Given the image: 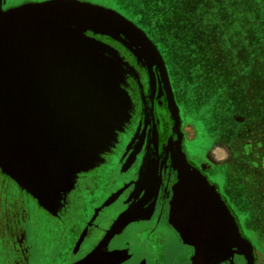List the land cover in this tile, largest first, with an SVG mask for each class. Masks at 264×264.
Segmentation results:
<instances>
[{
  "label": "water",
  "instance_id": "1",
  "mask_svg": "<svg viewBox=\"0 0 264 264\" xmlns=\"http://www.w3.org/2000/svg\"><path fill=\"white\" fill-rule=\"evenodd\" d=\"M86 32L122 44L148 70L152 84L155 67L169 89L158 50L114 10L74 0L28 2L5 13L0 9L2 171L23 167L20 172L35 173L49 166L63 171L69 161H83L90 151L107 150L115 141L129 109L126 92L119 87V58ZM16 69L18 73H11ZM168 103L178 173L173 222L192 244L208 251L222 248L226 237L231 243L239 236L237 225L217 192L188 165L180 150L172 93ZM14 163L18 166L12 167Z\"/></svg>",
  "mask_w": 264,
  "mask_h": 264
},
{
  "label": "flooded vegetation",
  "instance_id": "2",
  "mask_svg": "<svg viewBox=\"0 0 264 264\" xmlns=\"http://www.w3.org/2000/svg\"><path fill=\"white\" fill-rule=\"evenodd\" d=\"M2 5V9L10 8L7 0ZM95 38L113 46L122 59L125 79L122 88L131 106L129 120L117 143L103 156L102 164L78 176L67 205L52 218L34 201L22 197L14 182L0 172V264L49 262L66 246L59 233L67 222L83 227L90 223L88 243L79 249L76 259L71 261L73 264H264V251L258 254L254 244L257 240L264 242V209L249 203L246 189L249 179L241 175L244 171L223 173L207 161L186 155L187 162L198 168L200 176L216 186L239 230L240 236H235L231 243L225 238L220 251H205L200 246L196 253L167 226L177 179L173 168L176 142L173 143L175 134L168 103L170 93L176 103L174 89L171 84L168 89L161 81L155 67L152 84L148 70L128 51L106 37ZM181 144L185 149L184 135ZM133 190L132 214L147 216L152 211V215L149 220L129 224L120 236L113 237L109 249L116 251L106 253L97 240L116 213L111 217L102 210L92 221V210L97 206L94 203L99 196L102 201L111 195L115 198L113 207L126 209L123 200Z\"/></svg>",
  "mask_w": 264,
  "mask_h": 264
},
{
  "label": "rangeland",
  "instance_id": "3",
  "mask_svg": "<svg viewBox=\"0 0 264 264\" xmlns=\"http://www.w3.org/2000/svg\"><path fill=\"white\" fill-rule=\"evenodd\" d=\"M44 1L47 0H7V6L11 7L12 4L40 3ZM74 1L90 3L114 10L122 17L133 22L144 32L158 50L166 68L169 88L171 84L176 95L175 104L179 115L181 141L183 135L185 136V149L180 144V150L184 153L185 158L186 155H189L194 159L207 161L213 167L219 169L216 171H222L223 173L244 171V174L242 173L241 175L247 176L249 179L248 187L246 188L249 203H254L255 206H262V209H264V128L262 127V90L260 89L262 85H254L255 88L260 89L261 94L253 97L250 93L251 83H248L244 79L239 81L236 78L232 86L231 84L228 85L230 88L228 93L218 95L217 93L219 92L216 91L220 88L217 85L218 79L214 75L215 70L213 71L212 68H209L212 64L207 65L202 64L201 61L198 62L199 55L194 54L199 53L194 51L195 43L191 40L194 36L191 35L187 39H182L184 44L182 42L180 44L167 43L161 22L163 17L161 14L163 13L160 9L164 8L162 6L159 8L155 6L150 11L156 18H159L153 20L148 14L138 13V18H136L135 12L127 13L126 10L119 8L118 5L122 4V0H115L114 5L111 4V0ZM202 1L206 5H212L213 7L202 12L201 17L203 18L206 12H209L212 16L215 15L217 12L215 2L211 0ZM223 2L227 1L224 0ZM190 3L181 4L177 8L182 13H186V8ZM143 12L145 13V11ZM242 13L246 14L247 10H242ZM202 18H193V21L198 22L200 25H205L206 22ZM219 19L220 13H218L217 20ZM153 21H155L154 24ZM215 25L209 24L208 30L210 32L208 36H214L220 44L231 47L232 41L227 35L229 24H221V31L218 33L217 29L215 30L214 28ZM188 44L190 52L185 47ZM18 72L19 69H16L11 73ZM225 96L227 97L224 98ZM252 101L253 114L250 116L249 106ZM256 124L260 125L256 126ZM174 141L175 138L173 143ZM232 160L238 164H234ZM188 165L200 173L196 166L189 163ZM16 166H18L17 163L12 165V167ZM204 168L202 167V170ZM190 172L193 171L190 170ZM202 177L206 179L213 191L217 192L222 201L216 186L210 184L206 177ZM254 244L259 249L257 253L261 254L264 251V242L260 243L257 240Z\"/></svg>",
  "mask_w": 264,
  "mask_h": 264
},
{
  "label": "trees",
  "instance_id": "4",
  "mask_svg": "<svg viewBox=\"0 0 264 264\" xmlns=\"http://www.w3.org/2000/svg\"><path fill=\"white\" fill-rule=\"evenodd\" d=\"M211 1L215 2L217 12L213 16L209 12L204 14L205 25L193 21V18H202V12L213 7L206 5L202 0H122V4L118 3V7L126 10L127 13L135 12L136 18H138V13H143L148 14L153 20L159 18H156L150 11L155 6L157 8L164 7L160 9L163 13L161 22L167 43L180 44L182 42L184 44L182 39L194 36L191 39L195 43L194 51L199 52L194 54L199 55L198 62L213 65H210L209 68L215 70L214 75L218 79L217 85L220 87L216 90L219 92L218 95L228 93L230 90L228 85L232 86L236 78L239 81L244 79L251 83L250 93L253 97L260 95V89L262 90V127L264 128V0ZM188 3L190 4L186 8V13H182L177 8L181 4ZM111 4L114 5L115 0H111ZM122 5L123 7H121ZM245 9L247 13L243 14L242 10ZM218 13H220L219 20H217ZM154 23L155 21H153ZM223 23L229 24L227 35L232 41L231 47L227 45L225 47L216 41V37L208 36L209 24H216L214 28L218 33L221 31ZM185 47L189 51V44ZM259 84L262 85L260 89L254 87ZM249 107L251 116L253 101ZM259 125L256 124V126Z\"/></svg>",
  "mask_w": 264,
  "mask_h": 264
},
{
  "label": "crops",
  "instance_id": "5",
  "mask_svg": "<svg viewBox=\"0 0 264 264\" xmlns=\"http://www.w3.org/2000/svg\"><path fill=\"white\" fill-rule=\"evenodd\" d=\"M49 1V0H47ZM2 4H4V0H0V9L1 12L5 13L10 8L2 9ZM24 4V3H23ZM22 4L14 7H19ZM91 34L92 36H90ZM87 37L94 38L96 41H100L108 46H110L114 51L117 57L119 58L118 68L119 71L122 74L121 82L119 83L120 89L123 90L122 86L125 82L124 79V64L122 62V59L118 53V50H116L113 46H111L109 43L103 42L101 40L96 39V36L100 37H106L112 42H115L118 44L121 48H124L126 51H128L125 47L122 46L117 41L112 40L111 38L107 36H101V35H93L90 32H86ZM129 52V51H128ZM130 53V52H129ZM131 54V53H130ZM132 55V54H131ZM133 56V55H132ZM134 57V56H133ZM135 58V57H134ZM136 60V58H135ZM136 62H138L136 60ZM139 63V62H138ZM126 97L128 99V105L129 109L127 111L129 120L130 117V98L127 93ZM124 124L121 127V131H117L115 136V141L112 142V145L108 147L107 150H101L97 149L90 151L89 155L83 160V161H69V163L66 164L63 171H60L58 169H54L53 167L49 166L47 168V171L44 169V171H37L35 173L30 172H20L23 171V167H20L21 169L19 171H2L0 168V172L9 177L10 180L14 182V184L17 186V188L21 191L22 197H25V199H30L31 201H34L35 205L39 207V209H42L48 216L51 218L55 216L57 212H59L63 205H67L68 197L72 194V192L75 189V183L78 179V176L82 173H87L98 166L102 164L104 161L103 156L110 151L111 148L114 147V145L117 143L118 135L123 132ZM23 166V165H22ZM174 168V167H173ZM175 169V168H174ZM178 182V173H177V179L173 186V197L170 202V208L167 215L166 223L167 226L171 229V231L176 235V237L179 239V241L184 244L193 247L196 250V253L201 250L200 246L192 244V242L188 241L185 237L182 236V234L177 229L176 225L173 222V204L175 200V187ZM121 194V193H120ZM24 195V196H23ZM122 195V194H121ZM135 198V191H131L130 195L123 200V204L126 207V209H120L117 208V206L113 207L114 199L111 195L102 201H99V199L94 203V205L97 204V206L94 207L92 210V221L96 220L97 213H100L102 210L108 211L107 216L113 217V215L116 213L114 219L112 222L108 223L106 226V230L104 233L99 237L97 240L98 245H104L106 253H112L116 250H110L109 249V243L111 242V239L115 236H120L121 233L125 230L126 227H128L129 224L138 222L140 220H149V218L152 215V211L147 213V216L142 215H133L132 210L130 209L133 204V199ZM131 203V204H130ZM130 204V205H128ZM82 205V204H81ZM105 221H103L104 223ZM90 227V223L86 225V227L75 225L72 222L66 223L64 226V229L60 231L61 240L63 244H65V248L56 256H54L53 259H51L49 262L44 264H73L75 262H71L73 259H76L77 252L81 251V248L83 245H86L88 243V230L87 228ZM66 228H70V230L66 231ZM66 231V233H65ZM59 241V240H58ZM56 240V242H58ZM55 243V242H52ZM204 250V248H202ZM217 251H220L219 249H216ZM216 250H210V251H216ZM208 251V250H205ZM127 250H121V253H127ZM202 252V251H201Z\"/></svg>",
  "mask_w": 264,
  "mask_h": 264
}]
</instances>
